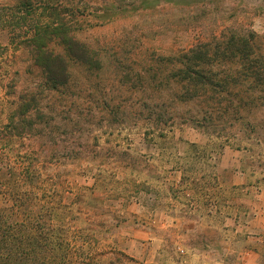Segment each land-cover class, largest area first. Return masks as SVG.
Returning <instances> with one entry per match:
<instances>
[{"label":"rangeland","instance_id":"rangeland-1","mask_svg":"<svg viewBox=\"0 0 264 264\" xmlns=\"http://www.w3.org/2000/svg\"><path fill=\"white\" fill-rule=\"evenodd\" d=\"M39 1L62 11L58 20L95 52L100 66L71 61L69 84L50 89L29 46L16 48L13 36L2 33L0 43L7 47L2 80L11 87L0 86V152L11 145L32 152L44 183L57 182L66 201L83 195V202L72 206L79 225L97 229L102 246H116L135 259L125 264H147L126 251L137 227L127 204L137 188L147 192L139 178L156 173L148 144L173 127L193 126L183 117L188 109L199 108L195 103L171 105L166 101L171 96L165 88L167 65L158 70L159 80L149 68L159 56L180 55L233 33L253 31L264 37V0ZM164 101L165 107L156 105ZM25 102H31L32 123L23 139L8 145L10 133L2 127L17 119L14 112ZM156 113L178 115L174 122H158ZM251 121L262 128L252 131L231 119L207 133L221 143L249 147L252 164L264 170V106L253 111ZM6 177L0 167V181Z\"/></svg>","mask_w":264,"mask_h":264},{"label":"trees","instance_id":"trees-1","mask_svg":"<svg viewBox=\"0 0 264 264\" xmlns=\"http://www.w3.org/2000/svg\"><path fill=\"white\" fill-rule=\"evenodd\" d=\"M39 0H0V35L9 32L16 48L29 46L34 64L41 68L45 85L60 89L69 84L70 62L99 67L95 52L77 39L72 27L58 20L62 11ZM45 4V3H44ZM61 46L63 52L57 51ZM7 50L0 43V86L3 84L2 61ZM166 67L165 88L171 105L195 103V112L187 110L184 122L202 128L240 123L252 131L262 128L252 122L254 110L264 106V37L250 31L227 39L213 40L210 45L197 44L180 55L159 56L149 68L154 78ZM161 87H159L160 90ZM8 93H10L8 91ZM166 101L159 106H164ZM31 102L18 104L9 123L8 145L27 135ZM178 114L156 113L155 121H169ZM154 112L148 118L152 119ZM174 122V120L172 121ZM5 135V134H4ZM3 135V137H4ZM16 143V142H15ZM17 144V143H16ZM3 148L0 167L7 170L0 181V264H125L135 261L116 246H102L98 230L79 225L73 204L57 182L44 183L38 158L21 147ZM13 158V159H12ZM1 180V179H0ZM70 198V197H69Z\"/></svg>","mask_w":264,"mask_h":264},{"label":"crops","instance_id":"crops-1","mask_svg":"<svg viewBox=\"0 0 264 264\" xmlns=\"http://www.w3.org/2000/svg\"><path fill=\"white\" fill-rule=\"evenodd\" d=\"M148 146L156 173L127 204L137 227L126 251L147 264H264V170L250 148L192 125Z\"/></svg>","mask_w":264,"mask_h":264}]
</instances>
